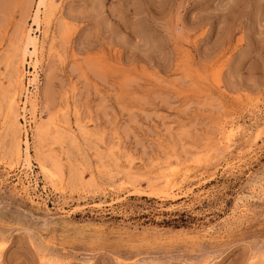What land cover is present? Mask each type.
<instances>
[{"label": "rangeland", "instance_id": "rangeland-1", "mask_svg": "<svg viewBox=\"0 0 264 264\" xmlns=\"http://www.w3.org/2000/svg\"><path fill=\"white\" fill-rule=\"evenodd\" d=\"M36 1L0 0V264H264V0H47L23 112Z\"/></svg>", "mask_w": 264, "mask_h": 264}, {"label": "bare ground", "instance_id": "bare-ground-1", "mask_svg": "<svg viewBox=\"0 0 264 264\" xmlns=\"http://www.w3.org/2000/svg\"><path fill=\"white\" fill-rule=\"evenodd\" d=\"M53 1V0H52ZM46 3H47V0H37L36 1V5H35V9H34V12H33V15H32V19H31V23H30V25H29V27L28 28H26L25 30H24V42H22L23 43V46L21 47V49H20V52H19V57H18V60H17V64H18V67H19V74H18V81H19V83L20 84H22V81H23V78H24V75H25V72H26V70H25V64H27L28 65V67H31V71L29 72V75L31 76V77H29L28 79H27V81L25 80V84H26V86H24V92H25V94H24V96L22 97V99L24 98V101H22L23 103H22V107H21V111H23V112H25L26 111V106H27V103L28 102H30V99H31V96H32V91H30L29 90V87H31L33 90H34V88L36 87L35 86V81H36V75H37V63H38V51H39V45L41 44V43H43V42H41L40 44H38V37H37V35L36 34H33V30L36 32V31H40L41 29H40V23H41V19H40V14L42 13H46V11H45V8H46ZM50 4V3H49ZM51 5V4H50ZM50 7V6H49ZM47 9V8H46ZM44 11V12H43ZM48 15V14H47ZM50 15V14H49ZM43 19V18H42ZM46 19H47V17H46ZM48 23V22H47ZM43 24V23H42ZM43 26H45V25H43ZM46 27V26H45ZM47 28V27H46ZM44 29V28H43ZM45 32H46V30H44ZM44 33V32H43ZM42 33V34H43ZM45 36V35H44ZM42 39V38H41ZM41 39H39V40H41ZM41 45H43V44H41ZM43 47V46H42ZM41 47V48H42ZM47 48V47H46ZM41 50V49H40ZM17 54V53H16ZM41 55V54H40ZM46 56V55H45ZM41 57V56H40ZM39 57V58H40ZM41 59V58H40ZM39 64V63H38ZM28 73V72H27ZM26 77V76H25ZM21 86V85H20ZM12 87H14V86H12ZM19 88V87H18ZM20 89V88H19ZM13 90V89H12ZM19 91V90H18ZM21 91V90H20ZM22 93V92H21ZM19 94H20V92H19ZM34 95V94H33ZM11 97H10V105H9V107L10 108H13V110H15V112L17 111V104H16V90L14 89V91L11 93V95H10ZM19 96V95H18ZM33 97V96H32ZM35 97H33V99H34ZM8 101V100H7ZM33 102V101H32ZM33 104H35V103H33ZM19 110V109H18ZM33 110V109H32ZM9 111V110H8ZM18 112V111H17ZM17 112L14 114V122H16L17 123V116L19 115V114H17ZM22 115H23V113H22ZM36 115V114H35ZM8 115H6L5 117H7ZM67 116V115H66ZM38 117V116H37ZM30 118H33V114L31 113V115H30ZM22 119V118H21ZM54 119V118H53ZM23 120V119H22ZM33 120V119H32ZM66 120V119H65ZM249 120V119H248ZM7 121V120H6ZM10 121V120H9ZM67 121V120H66ZM37 122V121H36ZM49 122V121H48ZM47 122V123H48ZM15 123V124H16ZM19 123V122H18ZM28 123V122H27ZM47 123H45V124H47ZM63 123V122H62ZM54 124V123H53ZM38 126H39V123L37 124ZM48 125H49V123H48ZM80 125V124H79ZM41 126V125H40ZM39 126V128H36L37 130H36V132H38V136H41L42 134H44V132L45 131H47L50 127H51V129H49V130H52V131H55V129H54V127H53V129H52V125L49 127V126H47L46 125V127H40ZM69 126H70V124H69ZM80 126H82V125H80ZM11 127V126H10ZM9 127V128H10ZM82 127H84V126H82ZM82 127H81V129H82ZM235 127H237V126H235ZM239 127V126H238ZM69 128V127H68ZM222 128V127H221ZM220 128V129H221ZM232 128V127H231ZM14 129H16V128H14ZM43 129V130H42ZM60 129V128H59ZM78 129V128H77ZM225 129V128H224ZM11 130V129H10ZM10 130H9V132H10ZM33 130V129H32ZM35 130V129H34ZM72 131V133H73V128L71 129ZM247 130V129H246ZM245 130V131H246ZM16 131V130H15ZM52 131H50L51 133H52ZM61 131V130H60ZM6 132H8V131H6ZM8 132V133H9ZM67 132V131H66ZM70 132V133H71ZM82 132H84V131H82ZM226 132V133H225ZM224 133V135H226V136H229L230 134H229V132L226 130ZM250 132V131H249ZM86 133V132H85ZM221 133V132H220ZM11 134V133H10ZM15 134V133H14ZM65 134H69L68 132L67 133H65ZM232 135H233V133H231ZM236 134V133H235ZM246 134H247V132H246ZM8 135V134H7ZM18 135V134H17ZM21 135V134H20ZM37 135V134H36ZM54 135H55V133H53V137H54ZM64 135V134H63ZM220 135V134H219ZM237 135V134H236ZM11 136V135H10ZM52 136V135H51ZM96 136V135H95ZM225 136V137H226ZM44 137H46V135L44 136ZM68 137V136H67ZM230 137V136H229ZM20 138V137H19ZM34 138V137H33ZM56 138H58L57 137V135H56ZM42 139V138H41ZM44 139V138H43ZM54 139V138H53ZM64 139V138H63ZM225 139V138H224ZM226 139H228V137H226ZM225 139V140H226ZM229 139H231V138H229ZM228 139V140H229ZM66 140V139H65ZM64 140V141H65ZM227 140V141H228ZM9 141H11V140H9ZM60 141V140H59ZM36 143V142H35ZM55 143V142H54ZM59 143V142H58ZM29 143H28V140H27V138H26V136L23 138V140H22V145L24 146L23 147V149L21 150L20 149V146H19V143L18 142H16V149H17V156H19V152H21V154H20V156H22V158L21 159H23V164L22 165H24L25 167H26V169H30L31 168V161H30V151H29V145H28ZM60 144V143H59ZM74 145H75V143H73ZM21 145V144H20ZM62 145V144H61ZM73 145V146H74ZM224 145V144H223ZM60 146V145H59ZM65 146H67V145H65ZM72 146V147H73ZM67 147H69V146H67ZM11 148V147H10ZM74 148V147H73ZM72 149V148H71ZM228 149V148H227ZM73 150H76V149H73ZM39 151V150H38ZM49 151V150H48ZM68 151V150H67ZM13 152V151H12ZM46 152V151H45ZM50 152V151H49ZM49 154V153H48ZM62 154V153H61ZM70 154H71V152H70ZM74 154V153H73ZM35 155H36V153H35ZM38 155V154H37ZM64 155V154H63ZM62 155V156H63ZM50 156V155H49ZM73 157V156H72ZM41 158V161L43 160V162H44V159L40 156L39 157V159ZM52 158V157H51ZM60 158V157H59ZM71 158V157H70ZM54 159V158H53ZM75 159V158H74ZM54 160H56V159H54ZM68 160V159H67ZM76 160V159H75ZM49 161V160H48ZM48 161H46L47 163H48ZM57 161V160H56ZM60 161V160H59ZM71 161V160H70ZM50 162V161H49ZM67 162H69V161H67ZM228 162V161H227ZM74 163H76V162H74ZM78 163V162H77ZM68 164V163H67ZM70 164V163H69ZM68 164V165H69ZM72 164V163H71ZM48 165H49V163H48ZM50 165H52V164H50ZM49 165V166H50ZM73 165V164H72ZM55 166V165H54ZM62 166V165H61ZM39 167H40V169L43 171L42 173H47L48 174V176H47V178L50 176V175H53V173H52V170H50V169H52V168H50V169H48V168H46L45 166H44V164L43 163H39ZM173 167V166H172ZM176 167V166H175ZM61 168H63V167H61ZM22 169V168H21ZM69 169V168H68ZM74 169V168H73ZM173 169H175L174 167L173 168H171V166L169 167L168 165L166 166V168H165V171L163 172V174H162V177H161V180H160V183L158 184L159 185V189L160 190H164V187H165V185L166 184H174V183H176V182H174L175 180H173L174 178L172 177V170ZM58 170H59V168H58ZM76 170V169H75ZM181 170V169H180ZM60 171V170H59ZM109 171V170H108ZM54 172V171H53ZM61 172V171H60ZM75 172V171H74ZM55 173V172H54ZM108 173V172H107ZM58 174V173H57ZM74 174V173H73ZM72 174V175H73ZM183 174V173H182ZM185 174V173H184ZM183 174V175H184ZM44 175V174H43ZM68 175V174H67ZM59 176V175H58ZM184 176H186V175H184ZM210 177V176H209ZM57 178V177H56ZM179 178V177H178ZM55 179V178H54ZM58 179V178H57ZM70 179V178H69ZM177 179V178H176ZM180 180H181V178H179ZM52 180V179H51ZM117 180V179H116ZM25 181V180H24ZM68 181V180H67ZM76 182V181H75ZM114 182V181H113ZM113 182H112V185H113ZM123 182V181H122ZM179 182V181H178ZM77 183V182H76ZM91 183V182H90ZM125 183V182H124ZM69 184V183H68ZM181 184V183H180ZM178 185V184H177ZM52 186V185H51ZM55 186V185H54ZM90 186V185H89ZM57 187V186H56ZM58 189V188H57ZM21 190V189H20ZM27 190V189H26ZM155 190H157V189H155ZM158 191V190H157ZM156 192V191H155ZM158 193V192H157ZM257 193V192H256ZM263 193V192H262ZM255 194V193H254ZM240 195V194H239ZM243 195V194H242ZM158 196V195H157ZM241 196V195H240ZM253 196V195H252ZM159 197V196H158ZM252 198V197H251ZM249 199V198H248ZM65 200V199H64ZM247 201V200H246ZM236 204V203H235ZM102 205H104V204H102ZM243 205V204H242ZM241 205V206H242ZM48 207V206H47ZM243 207H244V205H243ZM74 208V207H73ZM246 209V208H245ZM239 211V210H238ZM243 212V211H242ZM239 213V212H238ZM102 224V223H101ZM106 229V228H105ZM221 234V233H220ZM122 242V241H121Z\"/></svg>", "mask_w": 264, "mask_h": 264}]
</instances>
